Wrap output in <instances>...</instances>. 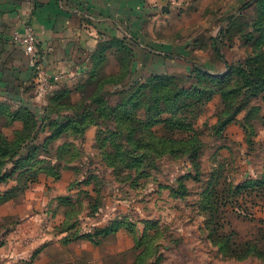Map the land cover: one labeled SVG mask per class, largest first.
<instances>
[{"label": "rangeland", "instance_id": "rangeland-1", "mask_svg": "<svg viewBox=\"0 0 264 264\" xmlns=\"http://www.w3.org/2000/svg\"><path fill=\"white\" fill-rule=\"evenodd\" d=\"M165 1L138 42L186 45L204 74L110 47L54 93L0 98V264L28 208L45 242L12 264H264V0Z\"/></svg>", "mask_w": 264, "mask_h": 264}, {"label": "crops", "instance_id": "crops-1", "mask_svg": "<svg viewBox=\"0 0 264 264\" xmlns=\"http://www.w3.org/2000/svg\"><path fill=\"white\" fill-rule=\"evenodd\" d=\"M165 2L0 0V98L15 101L18 98L17 103L23 104L27 101L24 98L29 95H37L39 98V95L46 94L48 90H53L54 93L57 86L68 78L86 76L100 45L114 39L125 40L133 48V68L144 69L157 64L160 70L150 71L149 75L188 73L192 65L184 57L188 53L186 45L155 49L151 42L148 46L140 44L137 39L138 35L141 36L145 23L160 15ZM28 27L33 29L38 38L42 68L51 77L48 84L42 82L43 78L32 65L30 56L14 40L16 32H24ZM41 104L43 103L36 101L34 105ZM31 210L33 208H28L23 215V218L29 219L23 222L22 229L12 234L9 238L11 241L2 249V256L9 264L21 258L27 259L39 243L45 242V235L40 227L41 215L34 211L30 213ZM25 240H32V243L25 246ZM48 249L49 247L45 248L37 256L48 255ZM49 260L47 258L46 264Z\"/></svg>", "mask_w": 264, "mask_h": 264}, {"label": "trees", "instance_id": "trees-1", "mask_svg": "<svg viewBox=\"0 0 264 264\" xmlns=\"http://www.w3.org/2000/svg\"><path fill=\"white\" fill-rule=\"evenodd\" d=\"M110 47H114L115 48V52L117 55H119V52L120 53H123V50L125 48H127L129 50V52H131L133 55H132V60H131V63H132V68L134 67V57H135V53H134V50L133 48L125 41V40H122V39H114L112 41H109V42H104L102 45H100L99 49L94 53V58H93V62L96 61V62H103L106 60V56H108V50L110 49ZM184 57L191 63L192 65V68L191 70L186 73V74H183V75H188V76H191L193 75L192 72L194 73H202L204 74L205 70L203 68L202 65H199L197 63V61L192 58V56L189 54V52L184 55ZM101 64V63H100ZM151 77H158V76H174V75H164V74H153V75H150ZM86 110L84 112V114H92V111L90 110H87L90 105L87 104L86 105ZM79 119V117H76ZM54 126L57 124L56 122L53 123Z\"/></svg>", "mask_w": 264, "mask_h": 264}, {"label": "built area", "instance_id": "built-area-1", "mask_svg": "<svg viewBox=\"0 0 264 264\" xmlns=\"http://www.w3.org/2000/svg\"><path fill=\"white\" fill-rule=\"evenodd\" d=\"M14 40L30 56L32 65L37 71H39L43 78L42 82L48 84L51 77L48 72L42 68L43 60L39 52V41L33 29L28 27L24 32H16L14 34Z\"/></svg>", "mask_w": 264, "mask_h": 264}]
</instances>
